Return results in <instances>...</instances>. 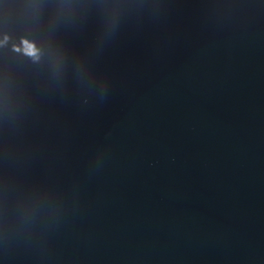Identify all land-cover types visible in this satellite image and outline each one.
<instances>
[{
    "label": "water",
    "instance_id": "obj_1",
    "mask_svg": "<svg viewBox=\"0 0 264 264\" xmlns=\"http://www.w3.org/2000/svg\"><path fill=\"white\" fill-rule=\"evenodd\" d=\"M0 264H264V0H0Z\"/></svg>",
    "mask_w": 264,
    "mask_h": 264
}]
</instances>
